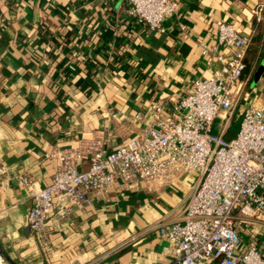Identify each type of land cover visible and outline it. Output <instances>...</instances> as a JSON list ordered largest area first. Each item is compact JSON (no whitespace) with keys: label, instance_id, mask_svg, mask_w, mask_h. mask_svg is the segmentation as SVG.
<instances>
[{"label":"crops","instance_id":"crops-1","mask_svg":"<svg viewBox=\"0 0 264 264\" xmlns=\"http://www.w3.org/2000/svg\"><path fill=\"white\" fill-rule=\"evenodd\" d=\"M127 1L0 0V240L19 264H90L105 254L106 264H175L173 243L160 229L182 222L197 171L159 191L116 179L91 194V205L72 206L44 243L22 234L32 199L17 176L27 173L42 188L58 164L53 150L83 151L78 169L85 170L90 141L103 151L126 143L143 126L136 113L146 119L153 101L180 98L218 69L201 54L202 45L216 42L217 21L252 39L260 33L237 109L264 101V29L252 13L263 0H176L162 31L130 20ZM234 225L237 251L254 244L264 255V222L236 213Z\"/></svg>","mask_w":264,"mask_h":264},{"label":"built area","instance_id":"built-area-1","mask_svg":"<svg viewBox=\"0 0 264 264\" xmlns=\"http://www.w3.org/2000/svg\"><path fill=\"white\" fill-rule=\"evenodd\" d=\"M177 11L176 0H128L125 12L138 25L162 31L163 21ZM252 13L258 25L264 23V0ZM252 36L232 23L217 21L216 42L202 45L201 54L215 59L218 69L195 79L180 98L153 101L146 119L136 113L143 126L126 143L103 151L98 141H90L85 170L78 169L83 151L53 150L58 164L50 184L42 188L35 187L29 174L20 173L17 179L32 199L27 215L32 237L44 243L46 233L60 229L72 206L91 205V194L105 193L116 179L159 191L176 175L197 171L182 222L160 229L173 243L174 263L206 264L205 259L214 258L221 264H264L254 244L237 251L240 238L234 225L236 213L264 222V101L244 106L237 134L223 139L226 124L246 95L241 78ZM218 113L224 125L214 134ZM108 257L90 264H106Z\"/></svg>","mask_w":264,"mask_h":264},{"label":"rangeland","instance_id":"rangeland-1","mask_svg":"<svg viewBox=\"0 0 264 264\" xmlns=\"http://www.w3.org/2000/svg\"><path fill=\"white\" fill-rule=\"evenodd\" d=\"M260 26L264 29V23L260 24ZM252 45H253V49L258 48L257 47L258 44L256 45V43H254ZM249 55H251V53ZM241 104L246 106L249 103L242 102ZM238 109L235 111L233 116L230 118L229 122L226 124V130L223 134L224 140L232 139L233 137H235V135L237 134V132L239 130L240 122L242 120V115L239 113ZM223 125H224V121L221 118V113H218L216 115V118L214 119V122L212 125V132L214 134H219L223 128ZM3 264H5V263H3Z\"/></svg>","mask_w":264,"mask_h":264},{"label":"water","instance_id":"water-1","mask_svg":"<svg viewBox=\"0 0 264 264\" xmlns=\"http://www.w3.org/2000/svg\"><path fill=\"white\" fill-rule=\"evenodd\" d=\"M262 72V67L260 66L258 70L255 73V80L258 79ZM22 234L25 238H27L31 234V224L27 223V225L24 226L22 230ZM0 259L5 264H19L15 259L12 258V256L6 251L5 247L3 246L1 240H0Z\"/></svg>","mask_w":264,"mask_h":264},{"label":"trees","instance_id":"trees-1","mask_svg":"<svg viewBox=\"0 0 264 264\" xmlns=\"http://www.w3.org/2000/svg\"><path fill=\"white\" fill-rule=\"evenodd\" d=\"M43 30V29H42ZM44 31V30H43ZM260 39H261V37H260V33L259 34H256L255 36H254V38L252 39V44H254V43H256V45L257 44H259V42H260ZM250 45V49H249V54L251 53V55H249L248 57H246L245 58V68H244V71H243V73H246V72H248V70H249V68H250V63H249V60L250 59H252V56H253V51H254V49H253V45Z\"/></svg>","mask_w":264,"mask_h":264},{"label":"bare ground","instance_id":"bare-ground-1","mask_svg":"<svg viewBox=\"0 0 264 264\" xmlns=\"http://www.w3.org/2000/svg\"><path fill=\"white\" fill-rule=\"evenodd\" d=\"M4 262L0 259V264H3Z\"/></svg>","mask_w":264,"mask_h":264}]
</instances>
